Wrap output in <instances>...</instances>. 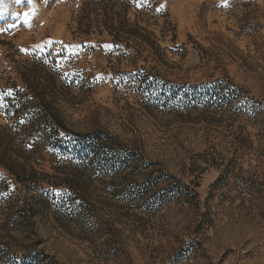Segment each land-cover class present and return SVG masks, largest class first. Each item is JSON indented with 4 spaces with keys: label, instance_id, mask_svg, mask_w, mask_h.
<instances>
[{
    "label": "rangeland",
    "instance_id": "374dc122",
    "mask_svg": "<svg viewBox=\"0 0 264 264\" xmlns=\"http://www.w3.org/2000/svg\"><path fill=\"white\" fill-rule=\"evenodd\" d=\"M143 1L168 11L177 27L175 42L171 34L160 42L163 64L143 66L186 88L217 80L242 87L251 99L250 120H242L247 146L239 153L232 146L236 129L229 132L230 116L207 125L142 100L121 80L134 68L114 49L112 37L76 30L80 0H0V89L21 83L13 59L56 54L65 71L84 79L83 87L59 92L58 113L68 127L118 135L146 163H156L125 170L128 179L172 175L195 187L199 200L198 208L175 203L135 216L116 197L125 176L94 177L92 169L74 166L66 155L59 159L42 149L37 169L45 173L46 198L36 203L46 204H37L35 218L23 226L7 222L0 209V264H30L31 253L48 256L41 264H264V0ZM222 156L237 159L245 181L230 178L209 197L222 172L211 159ZM58 171L79 175L77 182L56 178ZM0 180L12 188L17 184L1 165ZM68 183L85 191L77 188L74 199L91 203L94 224L82 213L78 219V206L65 201L72 191ZM196 210L207 212L206 228L197 225Z\"/></svg>",
    "mask_w": 264,
    "mask_h": 264
},
{
    "label": "trees",
    "instance_id": "16d2710c",
    "mask_svg": "<svg viewBox=\"0 0 264 264\" xmlns=\"http://www.w3.org/2000/svg\"><path fill=\"white\" fill-rule=\"evenodd\" d=\"M80 2L81 7L76 14V30L85 35H90L93 31H106L112 37L114 49L134 68L122 73L121 80L125 85L133 87L142 96V100L151 102L161 111L189 117L192 122H198L202 118L207 125L223 122L225 117L230 116L226 119L229 132L236 129L232 146L238 153L247 146L249 137L244 128L246 123L242 120L251 117V99L242 87L217 80L214 83L186 88L185 85L182 87L170 84L143 66L142 63L153 61L155 65L152 69H157V65H162L166 56L160 42L169 34L172 36L171 41L175 42L177 39V27L168 11L158 8L156 3L143 0ZM153 26L157 27L159 34L151 29ZM13 61L16 66L12 69L19 74L21 83L14 81L13 85L0 89V110L6 120L5 124H0V165L20 185L16 184L12 188L10 183L0 180V209L5 211L7 222L12 221L23 226L27 221H33L39 207L37 204L41 202L36 201L46 198V190L42 189L45 173L37 169L38 153L46 148L59 156V159L66 155V158L73 161L74 166L92 169L94 177H114L119 174L125 176L121 178L116 197L135 216L139 213L151 215L160 207L175 203L198 208L195 187L172 175L160 172L157 176L140 182L128 179V174L122 173L125 170L140 165L153 168L156 163H146L138 150L124 143L118 135L103 128L75 132L68 127L63 116L58 113L56 104L59 92L64 88L83 87L84 79L65 71L56 54L41 52L25 60ZM195 112H200L198 117H192ZM62 131L67 135L63 136ZM211 160L214 165L222 166V172L213 183L209 197L230 178L238 182L245 181V175L239 169L235 157H213ZM62 175L77 178L71 179L74 182L79 177L58 171L56 178H61ZM69 188L72 191L65 201L72 206H78V219H81L79 215L82 213V216L90 217L88 222L91 221V218L97 216L91 211V203L74 199L77 194L73 192L77 188L78 193L85 191L77 186L71 187V184ZM35 191L36 193H31ZM3 202H6L5 206ZM45 204L43 202L40 206ZM206 213L196 210V217L200 216L197 221L199 227L206 228L209 225ZM26 258L30 264H41L48 256L31 253Z\"/></svg>",
    "mask_w": 264,
    "mask_h": 264
},
{
    "label": "snow or ice",
    "instance_id": "6c2138e0",
    "mask_svg": "<svg viewBox=\"0 0 264 264\" xmlns=\"http://www.w3.org/2000/svg\"><path fill=\"white\" fill-rule=\"evenodd\" d=\"M25 15H27V13H25Z\"/></svg>",
    "mask_w": 264,
    "mask_h": 264
}]
</instances>
